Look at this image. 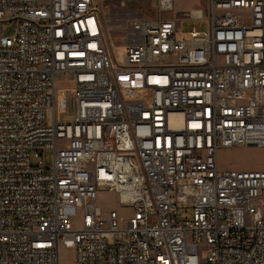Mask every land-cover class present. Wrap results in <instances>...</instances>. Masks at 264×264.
I'll return each instance as SVG.
<instances>
[{"label":"built area","instance_id":"2783aa9c","mask_svg":"<svg viewBox=\"0 0 264 264\" xmlns=\"http://www.w3.org/2000/svg\"><path fill=\"white\" fill-rule=\"evenodd\" d=\"M152 1L116 53L95 0H0V264H264V164L219 161L264 149V0Z\"/></svg>","mask_w":264,"mask_h":264},{"label":"rangeland","instance_id":"374dc122","mask_svg":"<svg viewBox=\"0 0 264 264\" xmlns=\"http://www.w3.org/2000/svg\"><path fill=\"white\" fill-rule=\"evenodd\" d=\"M99 9L100 16L104 26L105 36L111 49L116 53H121L123 47L130 42V23L134 18H140L145 15L154 16L157 12V6L152 0H136L130 9H124L119 6L118 0H95ZM204 0H175V12L193 11L196 9H205ZM234 14L247 21L250 16L248 10L234 11ZM197 26L201 30H207V23L203 20L187 21L180 24L182 31H187L191 27ZM4 35L12 36L15 32V23L10 22L4 25ZM73 94L72 82L64 77L59 78L57 84V119L61 122H70L74 120V113L69 108V99ZM45 164L52 163V152L44 153ZM219 161L224 169H260L264 164V149L262 148H232L220 151ZM32 165H37L38 161L32 158ZM97 204L103 212L118 210L126 213L120 206L118 196L115 192H99ZM72 250L63 248L61 252L62 264H72Z\"/></svg>","mask_w":264,"mask_h":264}]
</instances>
